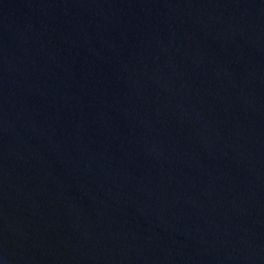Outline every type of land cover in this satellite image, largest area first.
Masks as SVG:
<instances>
[{
	"label": "water",
	"instance_id": "95a60500",
	"mask_svg": "<svg viewBox=\"0 0 264 264\" xmlns=\"http://www.w3.org/2000/svg\"><path fill=\"white\" fill-rule=\"evenodd\" d=\"M0 264H264V0H0Z\"/></svg>",
	"mask_w": 264,
	"mask_h": 264
}]
</instances>
